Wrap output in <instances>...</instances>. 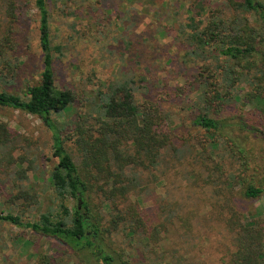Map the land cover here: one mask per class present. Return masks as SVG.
<instances>
[{"label": "trees", "instance_id": "obj_1", "mask_svg": "<svg viewBox=\"0 0 264 264\" xmlns=\"http://www.w3.org/2000/svg\"><path fill=\"white\" fill-rule=\"evenodd\" d=\"M33 5L39 14L42 53L39 82L26 85L22 94L3 88L20 69L14 26L18 7L16 0H7V23L0 34V109H18L43 122L51 133L52 155L57 158L50 172L53 191L62 200L68 197L80 200L82 206L80 208L76 203L70 211L62 204L63 216L60 218L43 212L32 221H24L18 214L0 212V222L55 238L69 250L82 251L88 264H114L115 258L105 248L106 232L116 229L120 223L133 234L142 229L149 240L156 242L166 226L161 222L147 226L141 215L142 208L134 201L129 202V193L139 185L135 172L128 174L126 169H155L165 151L170 149L177 154V161L184 158L181 156L183 147H179L188 139L181 136L182 142H175L176 134L168 125L169 115L160 102V94H164L168 100L181 99L189 111L190 122L202 132L189 135L193 142L189 152L195 163L200 154L196 147L203 146L206 139L211 140L213 146L222 140L233 158V173L215 162L212 169H215L217 179L209 176L210 179L205 180L198 172L193 175L194 180L200 178L217 188L214 190L219 200L209 203L215 211L212 214L226 230L221 264H264L263 207L242 211L238 206L239 199L254 201L264 195V157L249 149L247 142L250 133L264 135V105L250 104L253 111L249 112V120L245 119L246 115L242 116L243 113L233 114L231 105L243 99L245 104L250 103L251 97H264V33L257 36L248 19L233 21V17L221 16L218 10L209 12L207 23L202 26L200 16L204 9L199 4V8L189 10L193 15L175 36L192 56L186 58V55L174 54L167 57L168 65L180 66L181 73L169 68L164 77L158 74L155 65L145 62L137 85L138 89L146 91L141 102L134 94V80L126 78L104 83L105 87L97 90V98L91 104L68 87H56L53 65L55 54L61 53V46L52 44L48 0H33ZM240 6L252 10L264 30V2L241 0ZM123 25L119 39L123 51L132 54L137 38H132L135 34L126 27V21ZM136 56L140 62L144 61L140 51ZM208 57L216 64L201 65L200 59ZM136 58L131 57L134 61ZM188 62L196 65L189 73ZM174 72L175 79L181 77L182 83H170ZM241 82L253 83L245 96H241L239 90L235 92ZM76 103H81L85 110L77 112L73 121L58 125L54 115L73 111ZM233 118L239 120L234 122ZM234 129L245 132V138L239 139ZM17 136L6 122L0 120V173H8L10 165L17 162L15 176L26 178V171L21 168L23 159L13 157V151L18 147ZM68 139L75 147L77 159L66 146ZM16 195L18 199L28 197L27 192L21 190ZM96 198L99 202L94 204ZM106 204L110 219L103 223ZM186 220L191 222L192 216ZM121 263L130 264L127 260Z\"/></svg>", "mask_w": 264, "mask_h": 264}, {"label": "rangeland", "instance_id": "obj_2", "mask_svg": "<svg viewBox=\"0 0 264 264\" xmlns=\"http://www.w3.org/2000/svg\"><path fill=\"white\" fill-rule=\"evenodd\" d=\"M6 2L7 0H0V34L7 23ZM240 2L241 0H48L52 44L61 46V53L55 54L53 65L55 85L58 89L68 87L74 90L92 104L97 98V90L105 87L104 83L132 78L136 87L135 97L141 102L146 91L138 89L137 85L145 62L155 65L158 74L164 77L169 68L182 72L180 66H169L167 57L176 54L179 57L186 55L188 58L191 55L175 36L176 33L179 35L181 26L193 15L189 10L199 8V4L204 9L200 16L202 26L207 23L209 12L218 10L221 16L233 17V21L248 19L255 34L263 35L259 17L252 10L241 7ZM16 3L17 20L14 26L18 38L20 69L17 76L3 88L22 94L26 85L39 82L42 53L38 34L39 14L33 0H16ZM128 17L132 20L129 21ZM124 21L126 27L135 34L132 38H137L135 42L139 43H134L135 50L132 54L123 51L119 39ZM139 51L144 60L142 62L136 56ZM131 57L138 59L134 61ZM200 62L201 65L210 62L216 64L211 57L202 58ZM188 63L189 73L194 71L191 68L196 65ZM175 72L170 83H182L181 77L175 79ZM252 87L253 83L241 82L236 86L235 92L238 93L239 90L241 96H245ZM160 96L161 105L169 115L168 125L176 134L175 142L181 143V136L188 139L184 146L179 147H183L181 156L184 158L177 161V154L170 149L165 151L155 169L127 168L126 173L135 172L139 185L129 193V202L134 201L142 208L141 215L147 226L161 222L166 228L155 242L149 240L142 229L133 234L120 223L116 229L106 232V251L115 258L114 264H122V260H127L130 264H221L220 253L223 252L222 245L227 238L226 230L212 214L215 211L209 203L219 200L215 195L216 187L204 183L200 178L194 180L193 175L198 172L205 180H209V176L213 180L217 179V173L212 169L215 162L220 163L228 173H233V158L222 140L213 146L211 140L206 139L203 146L196 147L200 154L199 157L196 155L199 161L195 163L194 156L189 152L193 143L189 135H199L202 132L190 122L189 111L185 109L181 99L168 100L164 94ZM244 101L245 99L231 105L233 114L243 113L246 120H249V112L253 111L250 104L264 105V97H251L247 104ZM87 106L90 111L89 103ZM74 107L73 111L71 109L54 115L58 125L73 121L77 112L85 110L81 103L74 104ZM0 120L8 124L13 134H18V147L13 151V157L23 159L21 168L25 169L27 175L26 178L15 176L17 162L10 165L8 173H0V212L18 214L24 221H32L43 212L60 218L63 216L62 204L70 211L76 203L81 208L80 200L69 197L62 200L53 191L50 172L57 158L52 155L51 133L43 122L35 115L12 108L0 109ZM238 120L233 118L234 122ZM233 132L239 139L245 138V132L237 129ZM255 135H247L248 148L264 157V135ZM65 143L74 159H77L72 141L68 139ZM128 149L131 152L130 147ZM215 183L220 186L219 181ZM19 190L27 192L28 197L16 198ZM96 199L98 201L95 200L94 204L99 202V198ZM237 200L238 198L235 199ZM238 201L242 211L263 207L264 214V195L254 201ZM103 211L106 212L104 223L110 219L107 204ZM190 216L191 222L186 220ZM81 263H89L82 251L69 250L57 239L29 228L0 222V264Z\"/></svg>", "mask_w": 264, "mask_h": 264}, {"label": "water", "instance_id": "obj_3", "mask_svg": "<svg viewBox=\"0 0 264 264\" xmlns=\"http://www.w3.org/2000/svg\"><path fill=\"white\" fill-rule=\"evenodd\" d=\"M78 206H79V204H78Z\"/></svg>", "mask_w": 264, "mask_h": 264}]
</instances>
